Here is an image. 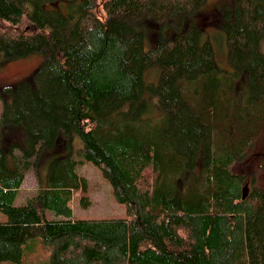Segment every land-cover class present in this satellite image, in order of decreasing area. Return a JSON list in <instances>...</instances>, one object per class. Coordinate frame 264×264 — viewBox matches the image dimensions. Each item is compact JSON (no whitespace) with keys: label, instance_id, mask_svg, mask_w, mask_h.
Returning a JSON list of instances; mask_svg holds the SVG:
<instances>
[{"label":"trees","instance_id":"trees-1","mask_svg":"<svg viewBox=\"0 0 264 264\" xmlns=\"http://www.w3.org/2000/svg\"><path fill=\"white\" fill-rule=\"evenodd\" d=\"M204 1L0 0L2 59L41 54L29 78L6 87L14 95L0 125H23L27 146L11 168L0 142V264H28L36 237L45 264H264L259 168L232 170L264 132V0L234 2L230 73L216 68L211 45H199L193 22L147 53L135 28L146 14H169L181 27ZM156 63L159 80L146 83ZM74 134L80 156L53 160L49 183L16 204L34 158ZM86 162L127 217L73 218L74 191L88 190L78 171Z\"/></svg>","mask_w":264,"mask_h":264},{"label":"rangeland","instance_id":"rangeland-1","mask_svg":"<svg viewBox=\"0 0 264 264\" xmlns=\"http://www.w3.org/2000/svg\"><path fill=\"white\" fill-rule=\"evenodd\" d=\"M235 0H205L194 14H185L182 18V26L178 27L174 18L169 14L154 17L151 14L144 15L135 23V28L143 33V52L153 49L161 40L172 39L179 29H185L190 23H195L201 28L199 45L209 44L212 47L216 68L230 73L234 70L229 59V41L225 23L233 16ZM0 52V118L6 102L13 99V89L8 91L6 87L29 78L41 61V54L35 52L27 57L12 60H3ZM159 64H153L143 73L146 83H157L160 77ZM245 78L244 75L239 80ZM246 83V82H245ZM154 99H157L154 96ZM157 114V111L156 113ZM0 142L5 149L8 158V166L13 168L23 155V148L27 146V135L23 125L3 123L0 125ZM82 140L78 135L59 136L51 146L45 145L38 157L34 158L35 164L26 171L25 180L19 189L16 204H23L29 197L36 195L39 188L49 183V170L53 160L72 153L80 156L79 149ZM259 168L256 180L257 185L264 186V132L252 153L241 162L233 165L235 173L246 175ZM80 174L89 182L88 190L82 188L74 191L72 198L73 218L75 219H103L127 217L126 205L116 200L112 193L110 182L104 178L100 170L91 162L78 166ZM250 186L251 184L248 183ZM246 186V184L244 185ZM89 195L92 203L84 206L82 196ZM48 218H55L53 210L46 209ZM0 213V220L4 219ZM28 248L25 250V261L28 264H45L48 252L44 247L42 238L36 237L28 240Z\"/></svg>","mask_w":264,"mask_h":264},{"label":"water","instance_id":"water-1","mask_svg":"<svg viewBox=\"0 0 264 264\" xmlns=\"http://www.w3.org/2000/svg\"><path fill=\"white\" fill-rule=\"evenodd\" d=\"M247 185H248V183H246V186H247ZM242 191H243V195H242V196H243V198H245V197L247 196V194L245 193L244 188H243Z\"/></svg>","mask_w":264,"mask_h":264}]
</instances>
